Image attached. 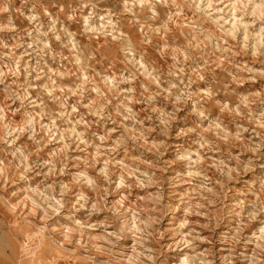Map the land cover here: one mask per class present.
Masks as SVG:
<instances>
[{"label": "rangeland", "instance_id": "1", "mask_svg": "<svg viewBox=\"0 0 264 264\" xmlns=\"http://www.w3.org/2000/svg\"><path fill=\"white\" fill-rule=\"evenodd\" d=\"M0 264H264V0H0Z\"/></svg>", "mask_w": 264, "mask_h": 264}]
</instances>
